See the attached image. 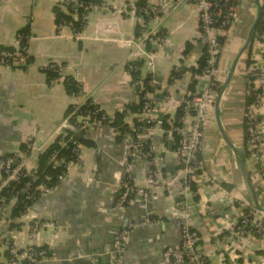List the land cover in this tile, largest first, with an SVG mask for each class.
<instances>
[{
  "label": "crops",
  "instance_id": "0c3cea01",
  "mask_svg": "<svg viewBox=\"0 0 264 264\" xmlns=\"http://www.w3.org/2000/svg\"><path fill=\"white\" fill-rule=\"evenodd\" d=\"M66 1L79 0H0V49L14 48L16 37L23 34L27 36L32 58L28 66L20 68L0 64V158L25 153L23 148L32 145L33 150L24 154V161L29 175L36 173L39 154L57 137L62 140L64 135L70 136V129L64 130L62 124L75 103L81 105L92 99L113 116L139 102L128 66L140 62L141 67L136 66L142 83L148 77L153 79L154 90L149 93V99L158 108L155 118L158 130L154 134L156 156L167 184H171L156 188L153 200L147 204L135 197L125 214L117 210L114 190L124 176L129 147L119 139L118 130L103 125L85 133L97 148L82 142L79 164L72 167L68 178L56 190L41 196L20 217L11 218L12 203L0 209L5 220L0 237L24 250L30 242V221L50 220L58 229L44 230L37 243L50 251L45 264H114L116 235L129 222L149 214L153 223L130 233L123 264H167L163 253L180 244V219L183 214L189 216L188 207L192 206L189 223L201 236L199 247L210 256V264H264V235L240 240L230 232L239 221L238 203L251 202L252 196L232 149L219 132L215 109L203 130L202 152L198 157L203 171L192 184L187 199L181 197L180 192V199L176 197L175 186L179 183L182 186L184 166L176 137L169 132L171 123L181 99L190 92L189 84L197 80L195 91H199L207 83L191 72L198 67L206 48L200 35L195 0H182L169 14L150 17L146 29L164 39L162 44L148 42L144 47L145 52L153 54L152 67L138 48L143 28L136 16L115 14L113 7L145 2L149 9L157 0H94L105 2L107 7L84 9L83 27L79 31L71 26L58 27L56 10L68 14L62 7ZM236 16V23L219 34L224 38L218 62L222 83L256 20L255 0H242ZM75 33L79 37L76 38ZM254 50L255 60L260 61V51L252 45L236 65L221 98L220 110L225 132L245 159L264 208V178L249 158L248 141L244 137L249 98L246 78L251 67L247 66V61H253ZM52 62L65 66V77L82 86V96L74 99L64 82L52 84L49 81L43 69ZM174 70H179L180 78L172 82ZM138 116L128 115L125 123L129 126ZM164 118H167V128ZM260 123L264 132V106ZM150 170V161L137 155L133 169L135 179L142 181ZM204 175L209 178L204 179ZM181 204L184 210L179 208ZM0 251L8 255L6 245H0Z\"/></svg>",
  "mask_w": 264,
  "mask_h": 264
},
{
  "label": "built area",
  "instance_id": "2783aa9c",
  "mask_svg": "<svg viewBox=\"0 0 264 264\" xmlns=\"http://www.w3.org/2000/svg\"><path fill=\"white\" fill-rule=\"evenodd\" d=\"M182 0H157L156 4L151 8L138 7L130 5L128 7H113L115 14L129 13L136 16L138 24L143 28L142 35L138 39V48L143 57L148 59L149 66H153V54L145 52L144 47L146 43L151 42L154 45L162 44L164 39L156 34L154 31L146 29V24L150 17L159 18L165 16L173 11ZM233 0H195L199 11V30L201 38L203 39L208 53L207 68L197 75L198 80L205 79L206 85L202 90L196 91L195 94L187 93L180 101V106L184 105L185 116L180 124L171 123L170 133L177 139V151L180 155L181 162L184 166L182 172V186L183 190L180 192L181 197L187 199V193L191 189L197 179L199 172L203 171V164L198 157L202 152V136L203 130L207 123L211 120L214 111L216 98L220 84L223 85L222 71L219 67V56L222 47L219 43L220 33L225 32L224 28H231L237 21L236 12L239 7H227ZM74 3L73 6L81 7L83 9H102L107 7L105 2L100 1L84 5L79 1H66L64 5L68 6ZM261 12L264 14V0H260ZM83 18V23L85 22ZM220 20V25L216 27V23ZM63 29L66 28L64 23L58 26ZM81 27L83 25L81 24ZM76 38L79 37L75 33ZM253 45L260 51V61L258 62L253 51V64L247 72V95L253 98V102L248 105L245 112L247 119L248 132V153L249 158L259 169V172L264 178V132L261 129L260 116L264 106V35L262 40H256ZM32 61L28 50V40L23 34H18L15 40L14 48L0 49V64L8 68H20L28 66ZM48 72L51 71L57 75L56 79L51 80V83L64 82L65 66L60 63H50L43 69ZM138 67L135 64H129L128 71L130 73L136 72ZM143 86L142 80L137 83ZM79 96H73L77 99ZM90 99L81 105L75 103V106L81 107ZM144 105L141 113L138 116V122L142 124L137 126L132 123L128 126L131 132L123 135V141L129 147L128 160L123 178L119 181L114 190V206L122 213H126L131 206L135 197L142 198L143 202L147 204L154 198V191L160 186H167L168 183L164 178L163 168L160 164L159 158L156 156V144L154 141V134L158 130L156 124V115L158 108L149 99V93L144 95ZM102 109V108H101ZM105 111L104 109H102ZM74 113V112H73ZM73 113L68 115L63 122L62 128L70 129L75 135L79 132L70 124V118ZM110 116V123L112 117ZM81 123V129L85 133L103 126L100 121L91 120L89 117H77ZM158 123V122H157ZM63 130V129H60ZM62 133V132H61ZM60 133V134H61ZM68 137L64 135V138ZM64 140V139H62ZM69 141L73 143L76 157L72 161H64L53 159L54 166L65 164L64 172L59 176V184H62L69 176V171L73 166L78 165L82 155V142L69 136ZM29 150H33L32 145L28 146ZM26 153V152H25ZM25 153H14L3 158H0V193L7 188L11 182H19L24 174H29L26 161H24ZM27 154V153H26ZM137 155H141L150 161L151 170L147 176L142 180H136L133 175L135 159ZM34 177L35 175L32 174ZM204 175V179H208ZM94 180V178H92ZM29 185V184H28ZM57 186V187H58ZM57 187L47 188L45 186L37 187L40 196L47 195ZM221 190V187L219 188ZM29 200L35 201L36 197L32 194L28 196ZM16 197L13 196L9 203L14 204ZM7 204V205H8ZM4 206V207H7ZM239 221L234 229L230 232L238 239H245L249 237L261 238L264 235V212L255 209L253 204L248 201L238 203ZM29 210V209H28ZM27 210V211H28ZM189 216L183 214L180 219L181 242L175 247L167 248L163 253V260L167 264H210V256L200 249L199 244L201 236L194 230L189 223ZM4 217L0 215V236L1 226L4 224ZM153 223L152 217L147 214L139 220L129 222L116 235L113 243V260L114 264H123L126 252V242L130 233L137 228H144ZM30 242L24 250H19L11 245L8 239L0 237V245H6L8 255L4 256L0 251V264H45L48 261V249L38 246L40 234L44 230L58 229V226L50 220L32 219L30 221Z\"/></svg>",
  "mask_w": 264,
  "mask_h": 264
},
{
  "label": "trees",
  "instance_id": "16d2710c",
  "mask_svg": "<svg viewBox=\"0 0 264 264\" xmlns=\"http://www.w3.org/2000/svg\"><path fill=\"white\" fill-rule=\"evenodd\" d=\"M79 2L83 3L84 5H88L91 3H97V1L94 0H79ZM242 0H233L230 2V4L227 5V7H240ZM74 3H71L70 5H62V7L66 8L68 10V14L66 12L61 10H56V20L58 25L64 23L66 26H71L74 30L79 31L81 29V17L83 14H85L86 10H84L81 7L73 6ZM136 6L146 8L147 4L145 2H139ZM75 13L78 14V17L74 18ZM220 25V20H218V23H216V27ZM225 31H228L229 28H224ZM264 35V14H261V18L258 21L254 36L252 39V42L250 46L248 47V52L251 50V47L253 45V42L255 40H262ZM24 37H27L23 35ZM219 43L220 46L224 44V38L219 37ZM264 58V54H263ZM208 64V53L207 48H205L203 56L198 61V67L192 68L191 72H193L196 75H200L204 69L207 68ZM253 64V61L249 60L247 61V66L250 67ZM136 65L140 68L141 63L139 62ZM48 78L49 81L56 79L57 75L53 74L51 71H48ZM133 77L132 85H134V88L137 90V94L139 95V102L130 104V106L122 113H117L116 115L111 116L112 122L110 123V116H108L105 111L101 109V106L98 105L95 101L90 99L86 104H84L81 107L73 105L69 111L68 115L72 114L70 118V124L74 127V130H78L83 135H85V130L81 129L82 125L79 123L77 117H89L91 120L94 121H100L102 125H110L112 126L116 131L118 130L121 136H118L120 140L123 139V135L125 133L131 132L128 128V125L125 123V119L128 115L131 114H137L139 115L143 109L144 105V95L148 93L153 92L152 88V82L153 79L151 77H148L143 80V86L137 85L139 81L141 80V72L140 70H137L136 72L131 73ZM180 78L179 70H174L172 73V79L174 80ZM197 80H193L189 84V89L192 94H195V86L197 85ZM64 84L67 89L68 94L73 96H79L82 94L83 89L82 86L74 79L72 78H66L64 77ZM222 90V85L220 84L218 92ZM253 102V98L249 97L247 100V107ZM185 116V109L184 105L179 106L177 109L175 118L172 120V122L176 124H180ZM167 118H164V126L167 128L168 125H166ZM139 120L137 118L134 119V123L137 126H141L138 122ZM70 136H73L75 139V135L70 131L68 134ZM248 132H247V119L244 118V137L245 141H248ZM69 138V137H68ZM68 138H64V140H61V137H57V139L52 143L45 151L41 152L38 156V168L36 173H34L37 181H34L32 178H30L29 174H24L19 182H11L10 185L5 188L0 193V209L6 206L10 199L15 196L16 202L14 203L13 209L11 211V218H16L24 215L27 210L41 197L40 192L37 190V187L39 186H45L47 188L51 187H57L59 184V176L64 172V166L65 164H61L60 166H54L53 159H57L59 161L64 160L66 162L72 161L75 159L76 155L73 152L74 146L71 141L68 140ZM177 140V139H176ZM27 154L31 152V150L28 149V146H25L23 148ZM248 155V153H247ZM29 184V185H28ZM29 194H32L36 197L35 201L29 200L28 196ZM46 248V247H42ZM48 254H50V251L48 250Z\"/></svg>",
  "mask_w": 264,
  "mask_h": 264
},
{
  "label": "water",
  "instance_id": "95a60500",
  "mask_svg": "<svg viewBox=\"0 0 264 264\" xmlns=\"http://www.w3.org/2000/svg\"><path fill=\"white\" fill-rule=\"evenodd\" d=\"M255 5H256V8H257L256 20H255L254 24L252 25V27H251V29L249 31V34L247 36L245 45L243 46V48L238 53L237 58L234 60L232 66H231V68H230V70L228 72L227 78H226V80L224 81V83L222 85V90L220 91V93L218 94V96L216 98L215 105H214V109H215V118H216V122H217V126H218V129H219V132L222 135V137L224 138L226 144L232 149V151H233V153L235 155V158H236V160H237V162H238V164L240 166V170L242 172L243 178H244V180H245L248 188L250 189L251 196H252L251 203L253 204V206L255 207V209L264 212V208L260 205L256 188L254 187V185H253V183H252V181L250 179V174H249V171H248V167H247L246 161L240 155L238 149L234 146V144L229 140V138H228V136H227V134L225 132V129L223 127L222 120H221L222 118H221V110H220V103H221V98L223 96V93H224L225 89L228 87V85L230 84L232 77L234 76L235 69H236V65H237L239 59L248 50V47L250 46V44L252 42V39H253V36H254V32H255L256 25H257L258 21L261 18L262 12H261L260 0H255ZM65 129L66 128H64V130ZM75 137L79 141H81L83 143H86L90 147L97 148L96 143L93 140L85 137L81 132H76L75 133ZM29 177L32 178L34 181H37V179L34 178V176L30 175ZM175 191L177 193L176 194V197L178 199H180V195L178 194L179 192L182 191V186H181L180 183L175 186ZM191 207L192 206H189L188 207V214H189L190 218H191V215H192V209H191ZM179 208L181 210H184V205L181 204L179 206Z\"/></svg>",
  "mask_w": 264,
  "mask_h": 264
}]
</instances>
